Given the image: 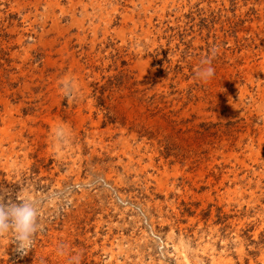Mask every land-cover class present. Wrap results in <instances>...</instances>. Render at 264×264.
I'll list each match as a JSON object with an SVG mask.
<instances>
[{"label": "rangeland", "instance_id": "374dc122", "mask_svg": "<svg viewBox=\"0 0 264 264\" xmlns=\"http://www.w3.org/2000/svg\"><path fill=\"white\" fill-rule=\"evenodd\" d=\"M0 187V264H264V0H0Z\"/></svg>", "mask_w": 264, "mask_h": 264}, {"label": "clouds", "instance_id": "9594fccd", "mask_svg": "<svg viewBox=\"0 0 264 264\" xmlns=\"http://www.w3.org/2000/svg\"><path fill=\"white\" fill-rule=\"evenodd\" d=\"M214 69L208 67L198 75L211 77ZM71 89L68 90L71 95ZM39 207L37 201L24 198L15 199L11 189L0 187V237L14 233L12 242L17 245L15 251L26 256L32 248L35 234L41 230L38 223Z\"/></svg>", "mask_w": 264, "mask_h": 264}]
</instances>
